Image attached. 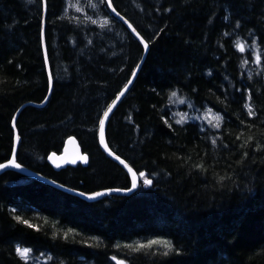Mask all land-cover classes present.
<instances>
[{"label": "trees", "instance_id": "16d2710c", "mask_svg": "<svg viewBox=\"0 0 264 264\" xmlns=\"http://www.w3.org/2000/svg\"><path fill=\"white\" fill-rule=\"evenodd\" d=\"M112 2L149 45L106 131L139 187L88 202L4 172L0 264H264V0ZM45 4L44 19L43 0H0V164L18 113L19 164L85 193L128 189L97 132L143 49L105 0L86 15ZM43 33L53 85L39 108L25 104L48 93ZM174 97L221 118L180 120ZM69 137L89 162L56 171Z\"/></svg>", "mask_w": 264, "mask_h": 264}, {"label": "water", "instance_id": "95a60500", "mask_svg": "<svg viewBox=\"0 0 264 264\" xmlns=\"http://www.w3.org/2000/svg\"><path fill=\"white\" fill-rule=\"evenodd\" d=\"M44 2V19H45V14H46V4H45V0H43ZM105 3L110 11V14L112 17H114L115 19H117L118 21H120L126 28L127 30L130 32V34L138 41V43L141 45L142 49H143V53L141 56V59L139 61V63L137 64V66L134 68L130 78L128 79V81L126 82V84L122 87V89L119 91V93L116 95V97L114 98V100L111 102V104L108 106L112 108L111 112L108 113V118L105 120L104 123V142H101V134H100V122H99V126H98V132H97V140H98V145L100 147V149L102 150V152L110 159L112 160L114 163H116L118 166H120L128 175V177L130 178V182H131V187L128 189H118V188H114V189H101L98 191H94V192H90V193H85L79 190H75V189H71L68 188L66 186H63L37 172H34L33 170L19 164L17 162V150H18V146H19V142H20V137L17 133L16 130V118H17V114L15 115L12 125L15 131L14 134V143H13V149H12V153L11 156L9 158V160H7L6 162L0 164V175L3 174L6 171H12V172H16L22 176L28 177L30 179H33L39 183L42 184H46L48 186H51L55 189H58L60 191H63L65 193H68L70 195L76 196L81 198L82 200L85 201H95L98 200L102 197H106V196H110V195H119V196H128L131 195L133 193H135L139 187L140 184V177L139 174L137 173V171L131 166L129 165V163H127L124 159H122L121 157H119L118 155H116L108 146L107 144V138H106V131H107V125L109 122L110 117L112 116V114L114 113V111L116 110L117 106L121 103V101L126 97V95L128 94L129 90L131 89L138 73L139 70L143 64V61L147 55V52L149 50V45L148 43L145 41V39L138 33V31L135 29V27L129 22V20H127L123 15H121L114 7L112 0H105ZM131 26V27H130ZM43 31H44V21H43ZM143 41V42H142ZM145 44L148 45L147 48H145ZM42 46H43V52H44V57H45V61H46V67H47V74H48V79H49V89H48V93L45 97V99L43 100L42 103L40 104H32V103H27L25 105H32V106H36L39 108L44 107L47 104V101L50 97L51 94V90H52V85H53V80H52V75L50 72V68H49V62H48V57H47V50H46V45H45V40H44V33L42 35ZM130 82V83H129ZM123 92L124 95H120V93ZM117 97H119V99H117ZM114 105V106H113ZM23 107V106H22ZM108 108L106 109V111H108ZM105 111V112H106ZM104 112V113H105ZM101 120H104V114L101 118ZM100 120V121H101ZM19 138V139H17ZM105 145H107V147H105ZM87 157V163H85L81 157ZM118 157V158H117ZM75 160V163H69L67 161H72ZM13 161H15L16 164L19 165V167H13ZM51 164V166L53 167L54 170L59 171L67 166H75L76 164H81L82 166H86L89 162V157L87 154L83 153L77 139L75 137H69L66 141L65 144L63 146L62 152L59 154H51L49 156V160H48ZM121 161H124V163H121ZM59 165V166H57ZM125 165H127V167H125ZM129 169H131V171H129ZM135 174V176H134ZM135 179V186L133 184V181ZM99 194V195H98Z\"/></svg>", "mask_w": 264, "mask_h": 264}, {"label": "rangeland", "instance_id": "374dc122", "mask_svg": "<svg viewBox=\"0 0 264 264\" xmlns=\"http://www.w3.org/2000/svg\"><path fill=\"white\" fill-rule=\"evenodd\" d=\"M98 0H68L69 3V7H72L77 13L78 15H86L89 10L87 9L88 7L93 5H96ZM80 16H78L79 18ZM182 99L180 98H176L174 97L173 99V103H174V108L175 111L177 112V114L179 115L180 120H198V121H206V122H217L219 120V117L221 118V115H217L216 112H211V110L206 109L204 111H200L199 113L194 112L193 110H190V104L189 102L186 103V101H182ZM184 102V104L188 107H185L184 109L180 106L182 105V103ZM189 104V105H188ZM180 108V109H179ZM176 114V115H177ZM177 115V117H178ZM21 251L25 250V248H20ZM29 255V253H28ZM27 255V256H28ZM27 258V257H24Z\"/></svg>", "mask_w": 264, "mask_h": 264}, {"label": "snow or ice", "instance_id": "6c2138e0", "mask_svg": "<svg viewBox=\"0 0 264 264\" xmlns=\"http://www.w3.org/2000/svg\"><path fill=\"white\" fill-rule=\"evenodd\" d=\"M130 27H131V26H130ZM142 42H143V41H142ZM147 47H148V45L145 44V48H147ZM129 83H130V82H129ZM120 95L122 96V95H124V93L121 92ZM173 95H175V94H173ZM117 99H119V97H117ZM113 106H114V105H113ZM111 110H112V108L109 107V108H108V111H106V112L104 113V120H101V121H100V134H101V142H102V143L104 142V139H103V137H104V123H105V120L108 118V113L111 112ZM249 114H250V115L252 114V113H251V109L249 110ZM17 139H19V138H17ZM213 143H215V141H213ZM105 147H107V145H105ZM117 158H118V157H117ZM81 159H82L85 163H87V157H86V156L81 157ZM67 162H69V163H75L76 161H75V160H72V161H67ZM121 163H124V161H121ZM12 166H13V167H17V168L19 167V165L16 164L15 161H13ZM57 166H59V165H57ZM125 167H127V165H125ZM129 171H131V169H129ZM134 176H135V174H134ZM141 176H143V173H141ZM145 183H146V184H151L152 181H151V180H145ZM133 184H134V186H135V179H134V181H133ZM98 195H99V194H98ZM159 243H161V242H160V241H151L148 245H140L139 247H141V248H143V247H151L153 244H159ZM163 244H164V247H166V248H168L169 250H171V245H170V244H168L167 242H163ZM16 251H17V253L20 254L22 257H27V255H28V250H27V249L21 251L20 248H17ZM164 254H167V252L164 253Z\"/></svg>", "mask_w": 264, "mask_h": 264}]
</instances>
